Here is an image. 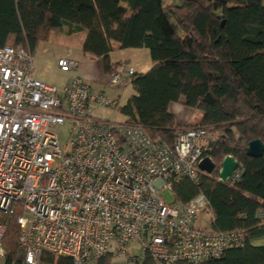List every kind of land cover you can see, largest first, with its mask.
<instances>
[{
	"label": "built area",
	"instance_id": "obj_1",
	"mask_svg": "<svg viewBox=\"0 0 264 264\" xmlns=\"http://www.w3.org/2000/svg\"><path fill=\"white\" fill-rule=\"evenodd\" d=\"M37 58L29 48L0 49V258L2 216L16 218L22 264L29 253L32 264H44V254L73 264H99L109 254L128 263L148 255L158 264H204L244 245L243 232L195 228L209 208L205 196L172 205L162 197L184 178L200 183L205 127L184 130L171 147L153 129L95 121L93 108L120 107L91 90L82 63L58 60L63 73H74L59 90L36 79ZM135 74L123 63L110 79L130 83ZM65 126L72 133L66 154L59 131ZM241 176L238 167L227 184Z\"/></svg>",
	"mask_w": 264,
	"mask_h": 264
},
{
	"label": "trees",
	"instance_id": "obj_2",
	"mask_svg": "<svg viewBox=\"0 0 264 264\" xmlns=\"http://www.w3.org/2000/svg\"><path fill=\"white\" fill-rule=\"evenodd\" d=\"M181 1L179 7L165 8L163 0H0V49L36 52L53 33H85L84 55L102 60L109 77L115 65L111 53L148 50L154 66L132 78L134 94L119 115L155 130L171 147L184 130L207 129L204 158L215 163V171L203 172L198 185L180 180L172 195L184 204L205 196L213 215L211 232L245 234L243 246L204 264H264V247L253 245L264 238V154L258 159L246 155L249 143L264 144V60L260 68L255 65L264 58L263 0ZM245 51L253 53L245 56ZM182 101L200 115L183 127L170 112ZM227 157L242 170L234 185L218 180ZM1 222L5 262L22 264L16 218L2 216ZM113 259L109 254L99 264H112ZM42 262L73 264L50 254ZM129 264L158 263L143 255Z\"/></svg>",
	"mask_w": 264,
	"mask_h": 264
},
{
	"label": "rangeland",
	"instance_id": "obj_3",
	"mask_svg": "<svg viewBox=\"0 0 264 264\" xmlns=\"http://www.w3.org/2000/svg\"><path fill=\"white\" fill-rule=\"evenodd\" d=\"M163 5L165 8L179 7L182 5V1L163 0ZM172 23L175 24L173 20ZM85 39L86 35H84V33L72 37H67L59 33H53L51 40L49 42L42 43L36 51L38 56L35 64L36 79L43 84L62 90L69 84L70 80L74 76V73H63L57 64L59 59L70 56L73 60H76L79 63H81L83 60L92 61L97 65L93 68V65L88 66L91 67L92 70L89 75H84L86 82L90 85L91 89L94 90L95 93H102L98 95L105 96L110 102H117L120 108L124 107L130 99V95L126 94L124 88L119 86L123 85V83L119 85L112 84L110 77L105 73V67L102 60H92L90 57L84 55L82 46ZM252 53L253 51H245L244 55L249 56ZM263 60L264 58H261L255 63L257 68H260L263 65ZM88 67H81V71H85ZM100 70L101 73L99 76L98 73ZM94 76L96 78H93ZM170 112L174 115L176 124L181 127L194 123L200 116L199 113L186 108L183 101L173 104L170 107ZM91 118L98 122H125L124 117L119 115L118 112H116L114 109L106 107L93 108ZM59 131L62 144L61 148L66 154L70 152L72 133L68 126L60 128ZM149 135L153 137L155 136L154 133H149ZM162 197L168 205L176 203L174 196L170 193H164ZM212 225L213 215L209 209L199 214L194 224L195 228L204 232H211L213 229ZM253 245L256 247H264V238L255 240ZM133 248L136 251L133 253L134 255L140 253V251L137 250V246H134ZM0 264H5V260L1 261Z\"/></svg>",
	"mask_w": 264,
	"mask_h": 264
},
{
	"label": "crops",
	"instance_id": "obj_4",
	"mask_svg": "<svg viewBox=\"0 0 264 264\" xmlns=\"http://www.w3.org/2000/svg\"><path fill=\"white\" fill-rule=\"evenodd\" d=\"M84 35H86V34L84 33ZM110 59H111V62L115 65H117L118 63H126V64L130 65L131 67H133L135 69L137 74H146L154 66L153 62L151 60V57H150V52L146 49L115 51V52L111 53ZM97 61H99V60H97ZM81 63H82L81 67H83V66L88 67V66L93 65L92 66V68H93L97 65V64L93 63L92 61H84L83 60V61H81ZM115 65H113L114 68L116 67ZM81 67H80L79 73L84 78V75L87 76L90 74L92 68L88 67V68H86L85 71H81ZM100 73H101V70L98 73L99 76H100ZM93 78H96V77L94 76ZM121 83H123V85H119ZM121 83H119L117 85L124 88L125 93L129 94L131 97L134 94V92H133V89L131 88L130 83H127V82H121ZM92 91L94 92V90H92ZM96 94H102V93L96 92ZM135 252L136 251H134V253ZM137 255L141 256L142 254L139 253ZM3 260H5V259L0 258V262ZM5 264H6V262H5ZM112 264H129V263L127 262V260H123V259L115 260V259H113Z\"/></svg>",
	"mask_w": 264,
	"mask_h": 264
},
{
	"label": "water",
	"instance_id": "obj_5",
	"mask_svg": "<svg viewBox=\"0 0 264 264\" xmlns=\"http://www.w3.org/2000/svg\"><path fill=\"white\" fill-rule=\"evenodd\" d=\"M264 154V144L261 141H253L249 143L246 155L253 159L261 158ZM239 163L232 157H227L223 160L220 166L219 178L220 182L227 184L228 180L233 176L235 171L238 169ZM200 171L204 172L207 175L213 174L216 169L215 163L206 158L200 165Z\"/></svg>",
	"mask_w": 264,
	"mask_h": 264
},
{
	"label": "clouds",
	"instance_id": "obj_6",
	"mask_svg": "<svg viewBox=\"0 0 264 264\" xmlns=\"http://www.w3.org/2000/svg\"><path fill=\"white\" fill-rule=\"evenodd\" d=\"M28 260H29V264H32V262H33V254L32 253H29Z\"/></svg>",
	"mask_w": 264,
	"mask_h": 264
}]
</instances>
